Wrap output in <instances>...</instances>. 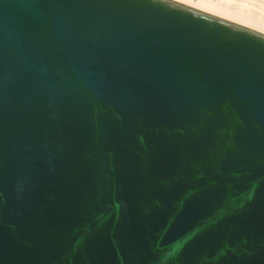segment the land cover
<instances>
[{"label": "water", "instance_id": "1", "mask_svg": "<svg viewBox=\"0 0 264 264\" xmlns=\"http://www.w3.org/2000/svg\"><path fill=\"white\" fill-rule=\"evenodd\" d=\"M0 264H264V32L0 0Z\"/></svg>", "mask_w": 264, "mask_h": 264}, {"label": "bare ground", "instance_id": "2", "mask_svg": "<svg viewBox=\"0 0 264 264\" xmlns=\"http://www.w3.org/2000/svg\"><path fill=\"white\" fill-rule=\"evenodd\" d=\"M264 32V0H179Z\"/></svg>", "mask_w": 264, "mask_h": 264}]
</instances>
